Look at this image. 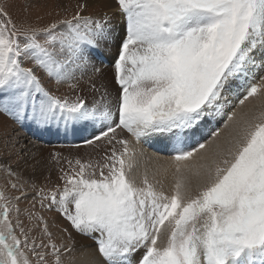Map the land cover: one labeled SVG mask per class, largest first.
Wrapping results in <instances>:
<instances>
[{
    "label": "snow or ice",
    "instance_id": "obj_1",
    "mask_svg": "<svg viewBox=\"0 0 264 264\" xmlns=\"http://www.w3.org/2000/svg\"><path fill=\"white\" fill-rule=\"evenodd\" d=\"M115 2L119 18L85 15L82 0L39 26L0 0V114L30 137H0V170L15 178L0 188V264H66L65 254L74 264L71 233L68 245L30 240L19 218L27 189L90 239L103 264H264V76L253 82L264 70V0ZM241 94L248 106L229 112ZM46 135L78 136L74 147L94 155L40 157ZM145 144L171 155L161 162ZM42 168L47 183L37 185Z\"/></svg>",
    "mask_w": 264,
    "mask_h": 264
},
{
    "label": "rangeland",
    "instance_id": "obj_2",
    "mask_svg": "<svg viewBox=\"0 0 264 264\" xmlns=\"http://www.w3.org/2000/svg\"><path fill=\"white\" fill-rule=\"evenodd\" d=\"M79 2H82V0H10L9 10L11 11L14 19L25 18V19L29 20L31 23L37 24L39 26H45L54 20L62 19L65 16L73 15L75 13V10H76L75 6ZM25 3L30 4V7L28 8L27 12H25L23 10V5ZM87 3H88V7L84 10V13H83L85 15H87V14L102 15L103 13H108L110 16L115 14L116 18H119V12L117 9L118 5L116 4L115 0H87ZM114 50H115V48H114ZM105 63H108V61L105 60ZM25 66H28V65L26 64ZM254 70H255V78H254L253 82L259 83L260 76L264 75V70H260V71L258 69H254ZM257 70L259 72L256 73ZM44 82H45V85L47 87H49L50 89H54V82L53 81H49V80L45 79ZM83 84H85V82ZM63 89L67 90V86H64V88H62V86H61L59 89V92L57 94L65 93L66 90H63ZM241 91H243V90H241ZM239 96L236 97L237 98L236 104H235V100L233 99L232 106L228 109L229 112L232 111L237 106L238 101H239L238 99H241L242 94ZM226 119H227V114H225L224 118L219 120L208 131L207 135H205L203 139L208 140L211 137V132L215 131L216 128H218V127L220 128L221 126H223L224 120H226ZM17 127L18 126L12 120H10L8 117L0 114V137H3V135L5 133H8V134L20 133L21 137L24 139L29 137L25 134L24 129H22L20 127L17 128ZM122 134H124V136L126 138L131 139L130 137L127 136L126 133H122ZM201 142H203V140ZM37 143H38V145L42 144L43 146H47V147L56 144V142L50 141L44 137L42 139L38 140ZM80 144L81 143H78L76 145H80ZM61 146L69 147L68 145H61ZM70 146L74 147L75 145H70ZM141 147H143V148L147 147L148 151H152V152L155 151L150 146L141 145ZM84 151H85L84 154H88V153L93 152V150L90 148H86ZM148 154L150 156H152L150 153H148ZM158 154H160L162 156H169L167 154L163 155L164 153H158ZM93 155H94V153H93ZM0 158L7 160L8 159L7 152L6 151H0ZM11 159H14V157H11ZM38 170L35 173V174H38V176L37 177L33 176L32 178L34 179V181L37 185H42V184H40V182L46 180L45 177L48 175V173H47V170L43 169V168L39 172H38ZM42 170H44L43 173H42ZM29 174L30 175L32 174L31 169H28V175ZM51 174H52V175H50L51 178L55 175L57 176V172L55 170H53ZM24 176L28 177V176H26V174H24ZM14 179H15L14 177H10L4 171L0 170V188H3L7 184L8 180H14ZM37 179H39V181ZM51 182L53 185L56 183H60L57 178L51 179ZM27 190L29 191V195L27 196V198L19 201V207L21 209V215L19 218L22 221V225L24 226L25 231H29V229H31L30 240L32 237H35L37 243H40L42 241L43 243L47 244L49 242V240H51V241L55 242L57 245H61L62 242L64 241V239L66 238V236H68V235H66L64 233L63 227L60 225H59V227H57L56 223H58L57 221H59V219L61 221H64L63 217L57 212L55 207H53L51 209L46 208V207L42 208L40 206V203H39V197H36L35 200L33 199V197L35 196V191L32 189H27ZM6 194L11 197V196H18L20 193L18 190L11 189V187L9 186L7 188ZM33 205H35V206L33 207ZM25 209H28L29 212H35V213L39 214V216H42L43 218L49 219V220H45V221L47 222L48 232L51 234L50 236H44L43 235L42 229H43L44 225L35 217H33L32 219H29L28 214H26L24 212ZM55 218L58 220H54ZM54 221H56V222H54ZM52 226L55 227L54 231L49 230V228ZM65 227H69V229H68V231L70 230L69 232L73 231V229L69 225L66 226V224H65ZM17 232H19L18 229H17ZM59 238H60V241H59ZM66 241H68L67 238H66ZM46 251H50V249H46ZM63 258L66 261L65 255ZM32 259H33V264H35V259L34 258H32ZM53 259H54V257H51V256L48 257L49 261H51Z\"/></svg>",
    "mask_w": 264,
    "mask_h": 264
},
{
    "label": "bare ground",
    "instance_id": "obj_3",
    "mask_svg": "<svg viewBox=\"0 0 264 264\" xmlns=\"http://www.w3.org/2000/svg\"><path fill=\"white\" fill-rule=\"evenodd\" d=\"M111 51L114 52L115 51L114 48H112ZM104 54H105V56H107L110 59V52L107 49L105 50ZM106 61H108V60L106 59ZM103 67H104V72H105V78L110 79L112 76L111 65L109 63H105ZM258 70L260 71V69H258ZM258 70L256 71V73L259 72ZM253 71L255 72V70H253ZM83 83H84V81H81V88L83 89L82 94L85 96L86 99L91 101L94 98L95 94L91 91L90 87L86 83L85 84H83ZM64 86H66V85H64ZM64 86H62V88H64ZM111 87L115 88L114 82L111 84ZM63 90H66V89H63ZM242 98H243V95H242L241 99ZM234 100H235V104H236L237 98ZM249 100L251 102H255V101H253V98H249ZM248 103L249 102H246L245 106H240L239 104H237V106L234 109L239 108L240 110H244L248 106ZM220 128H223V126H221ZM27 138H30V137H27ZM44 138H46L50 141H54V142H56V144L47 147V146H43L42 144L38 145V143H37V147L34 149V151H36L38 153V155L40 157H43V158H47L52 151L62 152L65 155L72 154V155L82 156L85 152L84 150L87 148L83 145H81L79 148L70 146V145H76L78 143H81L78 136L69 135L67 137H64V136L56 137V136H47L46 135V136H44ZM209 139H211V137ZM61 145H68L69 147L61 146ZM146 146H148V145H146ZM151 148L155 151L154 152L148 151L147 147H145L144 149L147 151V153H150L153 157H159L161 159V162H163L168 156H162L158 153H164L163 155H165V154L171 155V153H169L167 150H164L163 145L157 144L156 146H152ZM91 153L93 154V152H91ZM83 156H85V154ZM39 171H41V169H39L38 172ZM43 171L44 170H42V173H43ZM24 174H26V176H30V174L28 175V169L25 170ZM34 176L37 177L38 174H35ZM50 178H51V176H50ZM54 178H57V176L55 175L51 179H54ZM37 180L39 181V179H37ZM46 183H47L46 180L40 182V184H42V185H44ZM44 220H49V219L44 218ZM54 220H58V219L55 218ZM63 220L64 221H61L59 219V221H57L58 223H56L57 224L56 226L59 227V225H60L63 227V230L67 229V231H64V233L66 235H68V236H66V238L68 239L69 234L71 233L72 237L74 238V240L76 242V249L71 253V257L74 259V264H103L102 258L99 256V253L96 251V245L90 239H88L86 237L80 236L73 231L69 232L70 231V230L68 231L69 227H65V224H66V226H68V225L70 226V224L64 218H63ZM54 222H56V221H54ZM49 230L54 231L55 227L52 226L49 228ZM66 238L62 242L63 245H68L70 243L69 239H68V241H66ZM59 241H60V238H59ZM142 252H143V250H141V252L137 253V256L142 255ZM65 258H66V263H67L69 256L67 254H65Z\"/></svg>",
    "mask_w": 264,
    "mask_h": 264
}]
</instances>
